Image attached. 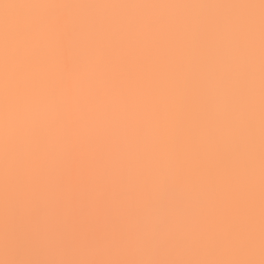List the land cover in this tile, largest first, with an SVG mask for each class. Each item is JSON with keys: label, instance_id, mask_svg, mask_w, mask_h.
<instances>
[{"label": "snow or ice", "instance_id": "1", "mask_svg": "<svg viewBox=\"0 0 264 264\" xmlns=\"http://www.w3.org/2000/svg\"><path fill=\"white\" fill-rule=\"evenodd\" d=\"M0 250L264 264V0H0Z\"/></svg>", "mask_w": 264, "mask_h": 264}, {"label": "clouds", "instance_id": "2", "mask_svg": "<svg viewBox=\"0 0 264 264\" xmlns=\"http://www.w3.org/2000/svg\"><path fill=\"white\" fill-rule=\"evenodd\" d=\"M0 264H3V261H2V250H0Z\"/></svg>", "mask_w": 264, "mask_h": 264}, {"label": "bare ground", "instance_id": "3", "mask_svg": "<svg viewBox=\"0 0 264 264\" xmlns=\"http://www.w3.org/2000/svg\"><path fill=\"white\" fill-rule=\"evenodd\" d=\"M18 251L23 253L25 251V249L23 247H21V248H18Z\"/></svg>", "mask_w": 264, "mask_h": 264}]
</instances>
